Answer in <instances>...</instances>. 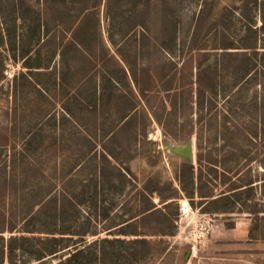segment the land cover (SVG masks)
I'll return each mask as SVG.
<instances>
[{"label": "rangeland", "instance_id": "1", "mask_svg": "<svg viewBox=\"0 0 264 264\" xmlns=\"http://www.w3.org/2000/svg\"><path fill=\"white\" fill-rule=\"evenodd\" d=\"M133 1L139 7L136 10L142 6L139 1H147L146 38L140 35L145 49L136 51L137 60L143 53L146 57L136 67L134 63L136 82L123 78L117 97L119 105H137L139 117L133 114L131 122L135 127L140 123L135 129L140 131L139 135L130 133L128 139L125 133L115 147L114 141H107L118 150V173L122 169L142 173L167 195L178 189L174 180L179 167L185 169L183 176L193 163L198 171L213 168L217 173L225 164L240 163L243 172L236 184L254 179L255 189H244L232 204L214 205L242 211L233 215H203L199 199L193 200L194 207L183 193L194 213L180 214L182 221L175 224L171 217L176 206H170L168 217H157L154 222L159 236L144 237L146 241H132L136 237L108 230L121 219L119 208L131 209V204L120 205L130 196L118 193L116 197L104 184L106 180L100 188H105L103 195L95 194L96 161L76 163L90 152L75 128L91 118L83 119L82 107L75 109L73 103L71 114L62 100L78 91L67 92L66 81L71 78L74 88L87 74L85 70L76 75L74 67L65 65V52L64 57L58 54L69 38L78 8L86 2L0 0V185L5 179L8 183L6 191L0 190V221L5 217L17 226L14 232H5L20 237L13 241L20 246L12 254L13 262L64 260L69 248L63 249V242L57 253L36 258L47 235L39 229L56 228L58 238L100 239L101 264H264V0H116L114 12L127 20L125 11ZM98 3L100 31L106 38L107 0ZM89 19L81 20L76 32ZM107 117L113 124L118 114ZM225 119L236 129L226 131ZM75 121L80 124L76 126ZM186 144L194 147L190 157L180 152ZM102 148L106 150L100 146L97 151ZM213 160L220 168L208 163ZM109 166L105 164L106 172ZM214 184L221 189L233 186ZM48 191L55 195L48 210L51 218L43 219L40 213L29 224L25 213L37 211L39 199ZM112 202L118 203V209L107 216ZM246 210L261 211L249 216Z\"/></svg>", "mask_w": 264, "mask_h": 264}, {"label": "trees", "instance_id": "2", "mask_svg": "<svg viewBox=\"0 0 264 264\" xmlns=\"http://www.w3.org/2000/svg\"><path fill=\"white\" fill-rule=\"evenodd\" d=\"M75 1H80L83 2L85 1L86 4L81 8H78V13L75 15L76 19L72 22L70 25L68 31L69 33V38L66 42H64L62 45L63 47L58 48V54H61L63 56V52H65V65L68 64L70 67H74L73 72L77 73L76 75H82L85 70H87V74H83V76H90L94 74H98L101 76H127V72L123 68H118L117 72H113V70H110L107 68L109 64L115 60V58L108 53L109 49L105 45V42L102 38V33L100 31V22L99 18L97 17V6H98V0H75ZM114 2L116 0H107L106 3V10H105V17H106V31L108 34V37L117 51V53L121 56V58L125 61V63L128 65L129 70L131 72V75L135 78V72H133V67L135 63V67L138 64V60L143 57H146L145 53H141L142 55L138 58H136V51H142L145 49V41L143 42L140 39V35H142L144 38H146V29H147V1L141 2L139 1L138 3H142L140 9L136 10L138 5L133 4L127 8L125 11L127 20L126 18L123 19V17L120 14H117L114 12ZM139 8V7H138ZM129 13L131 14L129 16ZM71 15L68 14L67 17H70ZM129 16V17H128ZM84 18H90L88 21L87 26L83 30H80L79 32H76V26L83 20ZM264 19V18H263ZM126 20V22H125ZM264 24V22H263ZM135 38V39H134ZM138 38V40H136ZM46 41V40H45ZM137 41V43L134 42ZM67 47V49H66ZM56 52V49L54 50ZM64 57V56H63ZM94 60L99 63L101 67H104L106 70L97 69L94 72H91L88 70V66L90 61L94 62ZM123 72L126 74L124 75ZM146 75V74H145ZM144 76V75H143ZM136 79V78H135ZM225 123L228 124L229 122L225 119ZM236 126L233 125L231 126L228 124L226 126V131H232V129H236ZM226 139V137L224 138ZM72 141V140H71ZM83 144V143H82ZM83 160V156L78 158L76 163L78 162L79 164ZM201 160V159H200ZM84 163V162H83ZM213 162H210V165ZM238 163V162H236ZM216 164V163H215ZM222 164V163H221ZM105 165V164H104ZM96 182H95V191L96 195L99 197L100 192L98 189L102 185L101 181V173L103 170V165L96 164ZM190 168L187 171V174L185 176L188 178L190 183L194 185V176H195V170H194V165L190 164ZM202 171L201 169L199 171V178L202 177ZM243 172V169L240 167L239 164H235L234 166L228 167L226 164L223 167L222 172H216L215 169L209 168L207 171L206 178L208 177V185L212 183V177L216 178L219 176L221 178V182H223L224 185H229L233 184L232 187L226 186V188H223L221 191V196L216 197V198H210L209 200H201L200 204L205 201L206 205H204L201 209L200 212L205 213V214H211L215 215L216 213H242V211L239 209L235 208H218L214 207L215 204L224 201L226 203L230 202H235L239 201V196L243 192L244 189H255V180L251 179L250 181L243 183L241 182L240 184H236L237 181L240 182V180H237L238 177H241ZM108 174L104 173V180H107ZM237 177V178H236ZM124 180H122V184L126 181V176L123 177ZM237 181H236V180ZM8 183L6 179L4 182L0 185V190H5L8 188ZM84 188L87 186H91L89 184H82ZM182 185L184 187L183 181ZM186 189V185H185ZM187 193L193 197L194 192L188 191ZM192 193V195H191ZM212 194H207L205 196H211ZM55 198L54 194H51L50 191L46 193L44 197H41L39 199V202L41 205L37 211L28 210L30 212H26V221H29V224L32 220L36 219L38 215L44 214L46 218L43 219H49L51 218V214H48V210L52 208V202ZM230 203V204H232ZM175 205L174 201L169 202L168 204L164 205V208L166 209L165 211L163 209H157L155 211V216L157 217H168L169 211L167 210L170 206ZM193 206L195 207L194 201H193ZM115 207V203L112 202L111 207L109 208V213L107 216L110 215L111 210ZM101 210V209H100ZM261 210H246L247 213L250 215L253 213H259ZM142 213V212H141ZM179 211L176 206V211L174 215H172L171 219H177L179 217ZM5 217H2V225L0 224V264H5L6 262L9 264H15L12 259V254L15 252L17 249H20V246L17 247L13 245V241L19 239L20 237L14 236L15 234L12 235H5V232L9 231L14 232L17 230V226L14 224H9L6 222L4 219ZM50 224V222H48ZM115 225V224H114ZM34 229V228H32ZM28 231H36V230H28ZM40 232H45L47 233L46 236L42 237V243L44 244L42 246V249L39 250L38 256L36 257L38 260H43V258L47 257L48 255L57 253L61 248L59 243L63 242L64 248H69L68 251V256L55 264H87L91 260H94L96 263L101 264L103 261L104 257V250L102 246V242L100 239L94 240L92 242H88L86 235H82L79 240H72L69 238H63L64 236H61L58 238L56 236L57 229L56 228H45V231L42 229H39ZM86 234V233H85ZM144 234L140 233L139 238H135L132 241H146V238H144ZM120 239V238H117ZM22 264V263H21ZM23 264H29L27 260H24Z\"/></svg>", "mask_w": 264, "mask_h": 264}, {"label": "crops", "instance_id": "3", "mask_svg": "<svg viewBox=\"0 0 264 264\" xmlns=\"http://www.w3.org/2000/svg\"><path fill=\"white\" fill-rule=\"evenodd\" d=\"M106 30V29H105ZM102 38L105 42V45L108 49H110V54L115 58L113 62L107 66L108 69L113 70V72H117L118 68H123L127 72V76H101L98 74L86 76L83 81H80L78 85H75L74 88H72L73 85H71V78L67 80L66 90L69 92L70 90L74 93L77 89L78 91L75 92V95L72 97L73 94H67L66 97H63V103H65V107L67 108L68 103V111L70 112L71 103L75 104V109H78V107H82L81 110V116H83V119H90V121H84L83 123H76L80 124L78 127L79 129L75 128V131L78 134H82L84 147L89 149L90 154H88V157L83 159L82 161L88 164L89 162L92 163L93 160L96 161V164L103 165L102 170V177L101 181L104 180V173L108 174L107 180L104 181V184L108 188H111L112 191H114V194L117 197V194L120 193L122 195L130 196V200L125 199L120 205H130L131 209L126 210L127 206L119 208L118 211H122L123 214L120 216V220L116 221L108 230H115L117 234L122 233V236H131V237H140V233L144 234L145 237H155L159 236L160 231H156L155 228V211L157 209H163L164 205L168 204L169 202L174 201L175 206H177V209L180 213V204L179 201L184 196L182 195L185 193L187 196L191 198V200H195L196 198L201 200H209L210 198H216L221 196V187L218 188L216 184L220 186L221 178L218 176L217 179L212 177V183L208 185V178H206L204 168L202 171V177L199 178V171L195 168V176H194V185L190 183L189 180H187V177L185 174L182 176V173L185 169L182 170V167H179L178 170H176V179L174 180L175 186L178 187L177 190H174L172 193L165 195L163 191H161L156 183L152 184L148 178V176H143L142 173L139 172H133L135 170H130L131 172H124V170H119L120 173H118V150L117 148L113 149L108 145L110 142L114 141V147L118 145L117 141L123 142V139L125 137V133L127 134V139L130 138L131 134L139 135L138 129L135 130L137 127H139V124H137V127L134 126V123L131 122L132 115L134 114L135 119L139 117L140 113H137V105L132 106V108H129L128 106H125L122 102V104L119 105L118 97H117V86L120 84L123 78H126L128 82L132 80L133 82H136V79L131 75V72L129 70L128 65L125 63V61L121 58V56L117 53L115 48L113 47L110 39L108 36ZM114 49H113V48ZM97 69L106 70L104 67H101L99 63H97L96 60L92 62L91 66H88V70L91 72H94ZM107 71V70H106ZM144 81V80H143ZM163 81V80H162ZM137 83H142V81H137ZM82 87V88H81ZM137 87L141 89V85L137 84ZM82 89H84V93L81 94ZM169 90H167L168 92ZM81 94V95H80ZM78 100L77 104L74 100ZM68 101V102H67ZM72 101V102H71ZM113 102V103H112ZM79 105V106H77ZM71 113V112H70ZM114 115L118 114V117L116 119L117 122L115 123H109V119L107 117L108 114ZM72 114V113H71ZM77 113H74L73 115H76ZM102 118H101V117ZM80 118V117H79ZM77 119V118H76ZM80 121V120H79ZM205 120L202 118L201 122H204ZM131 122V123H130ZM163 124L166 125V123ZM133 124V125H132ZM131 133V134H130ZM71 140V139H69ZM107 141H110L107 143ZM116 141V143H115ZM100 146L106 147V150L102 148L103 151L99 153L98 148ZM194 152V147H193ZM193 155V154H192ZM191 155V156H192ZM93 156V158L91 157ZM190 157V156H189ZM220 158V157H219ZM211 164L212 167H218L214 163L216 161H212ZM218 163H222L220 159L217 160ZM123 163V162H122ZM210 164V162H208ZM104 164H111L109 166V172L105 171V165ZM116 164V166L114 165ZM194 164V163H193ZM97 166L95 167L96 171ZM220 168V167H218ZM115 169V174L112 173V170ZM182 172V173H181ZM207 173V171H206ZM96 175V174H95ZM126 176V181L122 184L123 177ZM182 181L184 184V187L182 185ZM257 182V181H255ZM181 188H180V186ZM188 184V187H190V191L194 192L193 197H191L187 193V187L185 189V185ZM255 184V183H254ZM103 185V181H102ZM100 186V188L102 187ZM115 186V189H113ZM211 186L212 188H209ZM99 192L100 195H103L104 189H100ZM209 188V189H208ZM189 191V190H188ZM109 192V191H108ZM112 194V193H110ZM207 194H212L211 196H205ZM192 195V193H191ZM115 197V196H113ZM116 199V198H114ZM147 200V201H145ZM107 203V202H106ZM204 205H206L205 201L201 204H199L198 208H202ZM126 208V209H125ZM118 209V203L115 202V207L111 210V213H113L115 210ZM200 211V210H199ZM142 212V213H141ZM246 213V212H244ZM219 214H227V213H216ZM233 214H239V213H231ZM250 216L249 213H246ZM205 215V213L203 214ZM179 217L180 214H179ZM179 217L177 219H173L175 224H178L182 220L179 221ZM134 230L126 231L122 230L123 228H134ZM166 234V233H165ZM169 235V234H166ZM170 235H175V231L171 232Z\"/></svg>", "mask_w": 264, "mask_h": 264}, {"label": "built area", "instance_id": "4", "mask_svg": "<svg viewBox=\"0 0 264 264\" xmlns=\"http://www.w3.org/2000/svg\"><path fill=\"white\" fill-rule=\"evenodd\" d=\"M180 204V214L184 216L191 215L194 213V210L192 208V204L189 198L183 197L179 201Z\"/></svg>", "mask_w": 264, "mask_h": 264}, {"label": "water", "instance_id": "5", "mask_svg": "<svg viewBox=\"0 0 264 264\" xmlns=\"http://www.w3.org/2000/svg\"><path fill=\"white\" fill-rule=\"evenodd\" d=\"M180 152L184 153L187 156H191L193 154V145L186 144L183 148L180 149Z\"/></svg>", "mask_w": 264, "mask_h": 264}]
</instances>
